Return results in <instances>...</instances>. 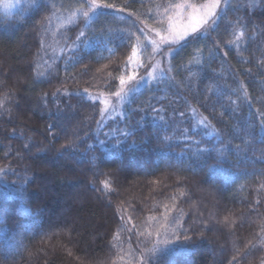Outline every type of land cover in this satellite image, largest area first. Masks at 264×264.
Masks as SVG:
<instances>
[{
	"label": "trees",
	"instance_id": "trees-1",
	"mask_svg": "<svg viewBox=\"0 0 264 264\" xmlns=\"http://www.w3.org/2000/svg\"><path fill=\"white\" fill-rule=\"evenodd\" d=\"M45 2L0 12V264H264V0H227L105 123L88 94L183 0Z\"/></svg>",
	"mask_w": 264,
	"mask_h": 264
},
{
	"label": "rangeland",
	"instance_id": "rangeland-1",
	"mask_svg": "<svg viewBox=\"0 0 264 264\" xmlns=\"http://www.w3.org/2000/svg\"><path fill=\"white\" fill-rule=\"evenodd\" d=\"M38 0H34L33 3H28V0H1L0 1V12L3 14H11L15 11H18L24 8L25 6L32 7L36 4ZM207 3V1L202 3H189V5L199 7L203 4ZM227 0H221L220 7L223 9V7L226 5ZM191 11V8L188 9H180L176 10L174 9L170 16H172L171 23L175 25L177 30H182L186 24L187 21V13ZM169 19H167L166 24L162 28H158L156 30H151L149 33L148 38V45L150 48V53H144V47L142 45H138L135 48V52L133 51L131 55L129 56L127 60V66L125 71V79L129 75H134V79L131 81H127V83L124 85L125 93L123 94V98L113 95H106V94H95V93H89L88 97L94 100H99L102 103L104 117H103V123L105 121L107 122L110 118L117 117V115H122V104L124 101L128 99V97L139 87L141 88L142 85L150 82H154L160 78L159 69H164L166 71V63L169 56H164L161 53L154 51L156 48L155 45L152 44L153 40L159 41V36L157 33L159 32L161 35H164L167 33L168 26H169ZM208 30H206L205 27H202L200 29V33H205ZM164 52H167V48L164 49ZM148 56L149 60L146 61V57ZM131 58V60H130ZM153 65H158L157 69L153 71V76L150 78L147 73L153 69ZM107 100L109 101V104L106 106L103 101ZM102 123V124H103ZM211 134V133H210Z\"/></svg>",
	"mask_w": 264,
	"mask_h": 264
},
{
	"label": "snow or ice",
	"instance_id": "snow-or-ice-1",
	"mask_svg": "<svg viewBox=\"0 0 264 264\" xmlns=\"http://www.w3.org/2000/svg\"><path fill=\"white\" fill-rule=\"evenodd\" d=\"M34 0H28V3H33ZM144 0H141L143 3ZM255 0H249V6H252ZM221 0H207V3L199 6L198 8L192 5H189L187 0H183L182 3H177L172 5V8L176 10L180 9H188L191 8V11L187 13V21L188 23L182 30H177L175 25L171 23L172 16H169L168 19L170 21L167 33L161 35L159 32L157 35L159 36V41L153 40L152 44L156 46L154 51L161 53L164 56H169L175 53L177 47L183 45V43L189 42V40H195L200 36V29L205 27L206 30L211 31L215 30L219 23V19L221 18V14L224 9L220 7ZM44 7L48 6V2L42 5ZM52 6L55 7V0H52ZM114 5L101 3V0H83L82 3H78V10L82 11L83 16L89 17L90 14L92 16L98 15L102 9H113ZM25 10H27L25 8ZM151 11V9H149ZM167 9L165 14H167ZM75 12L72 13V16H75ZM132 27L136 29V31L140 32L141 35L144 34V30L142 28L137 27V22H132ZM134 34V33H133ZM81 36L84 35L83 32L80 33ZM167 48V52H164V49ZM135 52V48L133 49ZM131 60V58H130ZM158 65H153V69L150 70L147 75L151 78L153 76V71L157 69ZM171 69L169 68L168 71ZM159 74L161 79H163L167 72L164 69H159ZM134 79V75H129L126 79L125 77H120V88L115 93L116 96L123 98V94L125 93L124 85L127 81H131ZM87 92V90H85ZM103 103L107 106L109 101L104 100ZM103 111V110H102Z\"/></svg>",
	"mask_w": 264,
	"mask_h": 264
}]
</instances>
